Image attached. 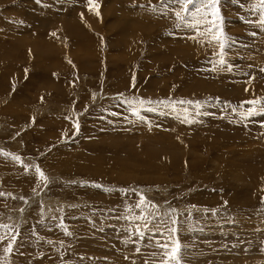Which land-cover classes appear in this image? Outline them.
I'll return each mask as SVG.
<instances>
[{"label": "rangeland", "instance_id": "374dc122", "mask_svg": "<svg viewBox=\"0 0 264 264\" xmlns=\"http://www.w3.org/2000/svg\"><path fill=\"white\" fill-rule=\"evenodd\" d=\"M175 10L0 0V224L17 236L0 264H160L170 228L182 264H264V116H240L264 102V7L220 0L225 65Z\"/></svg>", "mask_w": 264, "mask_h": 264}, {"label": "snow or ice", "instance_id": "6c2138e0", "mask_svg": "<svg viewBox=\"0 0 264 264\" xmlns=\"http://www.w3.org/2000/svg\"><path fill=\"white\" fill-rule=\"evenodd\" d=\"M165 0H161V3L163 4ZM93 3V0H88V4L91 6ZM168 4L178 6L179 10L174 11V15L176 17V20L178 21L177 27L183 26L185 28L193 29L197 32L199 36H211L212 40L219 42L220 44V52L217 54L219 55V60L216 62L219 65H225L226 60L224 58V49L227 47V45L224 43V40H227V37L224 36L223 40L221 39L222 35V28L221 24L223 21V18L221 16L220 10H219V4L220 0H167ZM261 7H264V0H260ZM143 7V5H141ZM171 10V9H170ZM153 11H156L155 8H153ZM98 14V13H97ZM249 23H252L253 21H248ZM258 26L261 27L262 30H264V12H262L261 17L256 22ZM256 33H252V35H255ZM195 37H193L194 39ZM264 71V69H262ZM129 103H132L129 101ZM161 103H164L161 101ZM178 103H193L192 101H178ZM244 103L251 105L252 107H249L247 112L240 113V116L242 119L251 118L257 115L264 116V102L260 100H249L245 101ZM139 104L143 106L144 101H139ZM256 105H260L259 108L256 107ZM166 106H172V105H166ZM197 107H199V104H197ZM134 114L138 115V113L134 112ZM73 127L79 130L78 123H74ZM3 155H8L6 153H0ZM13 160L20 161V157L18 156H12ZM27 165H25V169L27 170ZM35 172L37 173V178L39 180L44 181L45 186H47L48 177L45 176L43 171L38 167L35 166ZM97 187H99L97 185ZM35 191V189H34ZM4 193H0V196H4ZM10 195V194H9ZM23 199V197H21ZM264 202V201H262ZM27 203V201H25ZM149 207L151 209H156L157 205L151 204L150 201H147V198L140 194L139 202L135 205L136 208H140L141 206ZM23 211V209H21ZM172 212L175 210L172 209ZM215 212V210H213ZM169 217L172 224H176L177 221L175 219H172L168 212H165L163 216L159 217V223L155 225L157 230H159V227L161 224H166L167 221L164 220V217ZM133 219L144 221V227L147 228L149 224L153 222L154 219H157V217L153 214L146 215L145 213L141 212L140 215L134 216ZM13 228L14 226L8 225V224H0V230H3L6 234H0V242H3L5 240L8 241L7 246L4 248L5 253H11L13 250V245L16 242L17 236L13 234ZM170 233V238L165 243H156V247H158L161 252L159 253L161 259L160 264H182V246L181 243L172 238V234H175L177 231L176 228H170L166 229ZM138 235L143 237L144 233L142 231H139L137 229ZM137 252L140 251L139 248L136 249Z\"/></svg>", "mask_w": 264, "mask_h": 264}, {"label": "bare ground", "instance_id": "6f19581e", "mask_svg": "<svg viewBox=\"0 0 264 264\" xmlns=\"http://www.w3.org/2000/svg\"><path fill=\"white\" fill-rule=\"evenodd\" d=\"M117 9V8H116ZM118 12V11H117ZM240 13V12H239ZM110 14V13H109ZM107 17V16H106ZM83 21V20H82ZM86 22H87V20H85ZM121 21V20H120ZM87 23H89V22H87ZM75 24V23H74ZM81 24V23H80ZM93 24H95L94 22H93ZM127 24V23H126ZM54 25L56 26V23H54ZM57 25H59V24H57ZM68 25V24H67ZM83 25V24H82ZM54 26V27H55ZM77 26V25H76ZM125 26V25H124ZM129 26V25H128ZM53 27V28H54ZM72 27H75V26H72ZM87 27V26H86ZM61 28V27H60ZM65 28H67L66 27V25H65ZM70 28V27H69ZM92 28V27H91ZM120 28V27H119ZM62 29V28H61ZM72 29V28H71ZM69 31V30H68ZM119 31V30H118ZM83 33V32H82ZM125 34V33H124ZM251 34V33H250ZM120 37V36H119ZM259 39V38H258ZM173 131V130H172ZM166 134V133H165ZM181 134H182V132H181ZM180 134V135H181ZM101 135H106V134H100L99 135V133L98 134H96L95 136H101ZM179 136V135H178ZM138 137V136H137ZM109 139H111V138H109ZM109 139H108V141H109ZM227 140V139H226ZM111 141V140H110ZM228 141V140H227ZM101 142H104V143H106V141L105 140H103V141H101ZM229 142V141H228ZM110 143H112V142H110ZM103 144V143H102ZM111 145V144H110ZM174 145V144H173ZM108 146H109V144H108ZM115 146V145H114ZM113 146V147H114ZM110 147V146H109ZM165 154V153H164ZM140 155H142V154H140ZM144 155V154H143ZM147 155V154H146ZM137 156V155H136ZM141 157V156H140ZM145 158H143V160H144ZM170 159V158H169ZM100 163V162H99ZM144 164H147V163H144ZM147 166V165H146ZM145 166V167H146ZM172 166V165H171ZM138 167H140V165H138ZM143 167H144V165H143ZM172 168V167H171ZM261 169H263V168H261ZM173 170H175V169H173ZM263 173V172H262ZM260 175H262V174H260ZM264 177V176H263ZM262 178V177H261ZM29 179V178H28ZM31 179V178H30ZM126 179V178H125ZM128 180V179H127ZM263 180V179H262ZM124 181V180H123ZM126 181V180H125ZM143 181H145V180H143ZM260 182H261V180H260ZM264 183V182H263ZM262 184V183H261ZM198 202V201H197ZM200 202V201H199ZM51 203V202H50ZM53 205V204H52ZM50 207V206H49ZM20 211V210H19ZM154 230V229H153ZM154 243V242H153ZM89 252V251H88ZM109 253V252H108ZM82 254V253H81ZM198 259V258H197ZM103 263V262H102Z\"/></svg>", "mask_w": 264, "mask_h": 264}]
</instances>
